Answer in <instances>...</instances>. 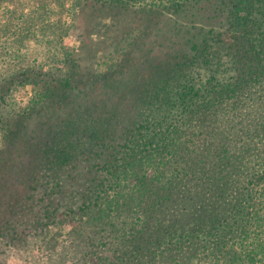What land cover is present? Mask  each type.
<instances>
[{"label": "trees", "instance_id": "obj_1", "mask_svg": "<svg viewBox=\"0 0 264 264\" xmlns=\"http://www.w3.org/2000/svg\"><path fill=\"white\" fill-rule=\"evenodd\" d=\"M28 1L9 29L65 6ZM71 2L58 66L0 68V249L69 227L84 264H264V0Z\"/></svg>", "mask_w": 264, "mask_h": 264}, {"label": "rangeland", "instance_id": "obj_2", "mask_svg": "<svg viewBox=\"0 0 264 264\" xmlns=\"http://www.w3.org/2000/svg\"><path fill=\"white\" fill-rule=\"evenodd\" d=\"M28 1V0H27ZM38 2V0H36ZM65 2L64 7H57L54 14L46 22L36 26L26 25L14 31L9 29L8 24L11 13L4 10L1 13L0 21V68L2 62L9 64H41L45 68L58 66L65 53L66 47L78 46L80 36L86 35L84 32L83 19H78V28L68 33L72 12L74 11L71 0H60ZM29 3V1H28ZM24 5L25 12L28 13L32 7ZM8 22V24H6ZM23 42V46L21 45ZM20 50V54L17 53ZM10 50L8 55L4 52ZM15 54V55H14ZM24 54V56H22ZM16 58V59H15ZM15 59V60H14ZM32 95V87L24 88L13 96L12 103L25 105ZM1 142V137H0ZM93 215V214H92ZM91 215V217H92ZM69 227L63 229L55 228L47 234L37 237L34 242L26 245H19L18 248L0 249V264H84L80 258L84 253L83 241L80 237L71 236L68 232ZM107 240V236L101 239V242ZM106 246H104L105 250ZM102 247L97 249V254L102 252ZM91 264V263H90Z\"/></svg>", "mask_w": 264, "mask_h": 264}]
</instances>
